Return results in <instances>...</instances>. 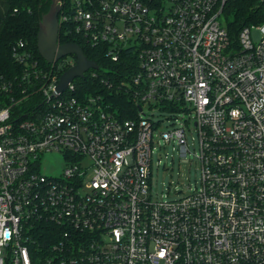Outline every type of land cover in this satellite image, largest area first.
I'll use <instances>...</instances> for the list:
<instances>
[{
    "label": "built area",
    "instance_id": "1",
    "mask_svg": "<svg viewBox=\"0 0 264 264\" xmlns=\"http://www.w3.org/2000/svg\"><path fill=\"white\" fill-rule=\"evenodd\" d=\"M226 1L61 0L59 42L62 30L125 64L128 80L98 64L58 92L56 64L76 58L44 65L27 42L12 46L21 70L0 76V264H264V21L232 39ZM85 78L126 91L138 114L82 95ZM189 125L199 182L155 198L157 143L187 158ZM54 153L59 176L42 172Z\"/></svg>",
    "mask_w": 264,
    "mask_h": 264
},
{
    "label": "trees",
    "instance_id": "2",
    "mask_svg": "<svg viewBox=\"0 0 264 264\" xmlns=\"http://www.w3.org/2000/svg\"><path fill=\"white\" fill-rule=\"evenodd\" d=\"M52 0H0V76L13 77L20 72L11 57V48L18 41H25L35 53V56L44 64L48 65L42 58L37 47V37L42 17L49 11ZM224 26L232 39H236L240 30L246 26L262 23L264 21V0H227L224 5ZM62 43L74 42L79 44L86 56L96 61L102 67H109L107 78L116 81L118 78L128 80L131 73L125 64L113 63L105 59L99 50L86 46L83 42L73 36H65L60 32ZM75 59V56H72ZM127 58V57H126ZM127 60V59H126ZM60 75L70 67L64 61L56 64ZM82 95L102 94L104 99L112 106V109L121 118H131L138 114L135 105L126 91L118 88H101L100 80L79 82Z\"/></svg>",
    "mask_w": 264,
    "mask_h": 264
},
{
    "label": "rangeland",
    "instance_id": "3",
    "mask_svg": "<svg viewBox=\"0 0 264 264\" xmlns=\"http://www.w3.org/2000/svg\"><path fill=\"white\" fill-rule=\"evenodd\" d=\"M225 16L220 17V22L225 24ZM254 41L260 39L261 34L257 29H252ZM104 71L109 70V67H103ZM145 110L149 113L147 107ZM155 113L157 120L163 119L159 131L169 130L171 128L167 120V114L159 115ZM190 114H185L184 118H189ZM159 118V119H158ZM158 131V132H159ZM187 139L190 153L187 158H180L178 146L174 143L166 144L164 142L157 143V148L153 155V180L152 191L155 198L161 194L167 193L172 199H178L188 194L190 188L195 187L201 176V166L198 158L195 157L198 151L199 141L196 130L192 125L187 127ZM66 168L63 157L59 153L46 155L43 159L42 172L49 176H59Z\"/></svg>",
    "mask_w": 264,
    "mask_h": 264
},
{
    "label": "water",
    "instance_id": "4",
    "mask_svg": "<svg viewBox=\"0 0 264 264\" xmlns=\"http://www.w3.org/2000/svg\"><path fill=\"white\" fill-rule=\"evenodd\" d=\"M60 1L52 0L49 11L42 17L37 37V47L42 58L49 64L57 63L67 56L76 57V64L62 74L57 86L58 92H63L75 78L83 77L91 69H98L99 65L86 56L79 44L59 42Z\"/></svg>",
    "mask_w": 264,
    "mask_h": 264
}]
</instances>
